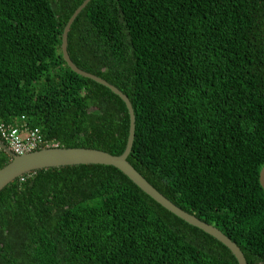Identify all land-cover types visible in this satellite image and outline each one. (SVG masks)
Here are the masks:
<instances>
[{"label": "trees", "instance_id": "1", "mask_svg": "<svg viewBox=\"0 0 264 264\" xmlns=\"http://www.w3.org/2000/svg\"><path fill=\"white\" fill-rule=\"evenodd\" d=\"M85 0H0V122L47 147L124 153L130 114L71 70ZM71 59L131 100L128 161L264 264V0H91ZM34 151V150H33ZM12 158L0 150V170ZM0 264H239L119 169L33 171L0 193Z\"/></svg>", "mask_w": 264, "mask_h": 264}, {"label": "water", "instance_id": "2", "mask_svg": "<svg viewBox=\"0 0 264 264\" xmlns=\"http://www.w3.org/2000/svg\"><path fill=\"white\" fill-rule=\"evenodd\" d=\"M91 0L85 2L76 10L70 18L68 24L64 29L62 36V52L64 59L72 71L78 75L94 80L95 82L106 86L112 90L116 95L120 96L125 102L130 114V134L128 138L127 147L123 154L113 155L109 152L92 148H65V147H47L41 150L33 151L27 154H15L10 147L0 137V150L6 152L11 156L12 160L0 170V193L16 179L33 171L50 168H61L79 165H104L112 166L119 169L129 179H131L142 191L153 198L156 202L169 210L171 213L186 221L192 226L198 227L210 234L227 248L231 250L239 264H248L246 257L239 247L230 237H228L222 230L213 224H209L198 217L186 212L179 206L174 204L165 195H163L157 188H155L136 168L128 161L135 142L136 137V115L133 104L129 97L123 93L118 87L109 83L107 80L82 70L71 59L69 47V32L73 23L82 10L89 4ZM260 182L264 189V168L260 173Z\"/></svg>", "mask_w": 264, "mask_h": 264}, {"label": "built area", "instance_id": "3", "mask_svg": "<svg viewBox=\"0 0 264 264\" xmlns=\"http://www.w3.org/2000/svg\"><path fill=\"white\" fill-rule=\"evenodd\" d=\"M0 137L18 155L36 151L44 143L39 129H32L28 123L0 122Z\"/></svg>", "mask_w": 264, "mask_h": 264}, {"label": "clouds", "instance_id": "4", "mask_svg": "<svg viewBox=\"0 0 264 264\" xmlns=\"http://www.w3.org/2000/svg\"><path fill=\"white\" fill-rule=\"evenodd\" d=\"M2 139V138H1ZM7 145V144H6ZM8 146V145H7ZM9 147V146H8Z\"/></svg>", "mask_w": 264, "mask_h": 264}]
</instances>
